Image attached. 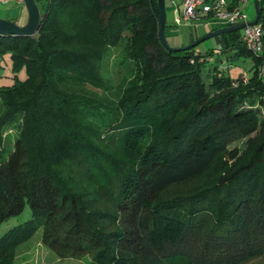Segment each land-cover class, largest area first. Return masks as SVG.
<instances>
[{
    "label": "trees",
    "instance_id": "obj_1",
    "mask_svg": "<svg viewBox=\"0 0 264 264\" xmlns=\"http://www.w3.org/2000/svg\"><path fill=\"white\" fill-rule=\"evenodd\" d=\"M35 1L34 37L0 35V58L26 74L0 87V138L18 129L0 160V224L31 212L0 238V264L38 231L61 257L94 264L264 258V55L240 31L203 52L165 49L157 0ZM121 45L112 85L101 64ZM223 54L252 57L246 82L220 69ZM212 170L207 186L172 191Z\"/></svg>",
    "mask_w": 264,
    "mask_h": 264
},
{
    "label": "rangeland",
    "instance_id": "obj_2",
    "mask_svg": "<svg viewBox=\"0 0 264 264\" xmlns=\"http://www.w3.org/2000/svg\"><path fill=\"white\" fill-rule=\"evenodd\" d=\"M177 6V4H176ZM166 8V29H165V39L169 47L173 48L176 45V40H196L197 31L202 30L203 26H206V21H194L189 24L179 25V27L174 26L175 15L174 9H169L168 0H165ZM241 10L246 16V21L251 22L255 17L254 11V0H247L245 4L241 5ZM0 18L11 20L15 22L18 26H23L27 22V12L22 3L21 8H17L12 0L9 3L3 4L0 0ZM200 25V26H199ZM198 39V38H197ZM216 42L213 39L207 40L200 44L197 48L198 51H203L204 49L214 48ZM123 46L119 48L108 49L106 57L101 64V75L103 78L111 83L112 85L118 84L121 77L122 71L125 72L123 65L120 66V62L124 55ZM224 60L220 65V69L224 70L225 75L230 76L232 79H239L244 74L246 78L251 74L252 57H242L236 60H228L226 54H223ZM215 59H212L214 61ZM214 64H209L208 67ZM122 70V71H121ZM26 78L25 70L22 69L19 72H13L12 63L10 61V54H5L0 58V87L10 86L18 79L20 81ZM18 129L7 127L1 130L0 138V160L6 157L7 154L12 150L13 144L17 138ZM256 135V133L251 134L248 138L243 139L240 142L232 144L229 149L234 147L239 148L242 152L245 149L244 143ZM223 161L231 163L226 156L223 157ZM216 173L214 170L205 174L197 180H193L189 183L181 185L179 188L172 191L178 193H185L187 190L193 191L195 188H202L207 186L215 177ZM165 197L164 193L161 195ZM31 218V212L29 206L26 204L24 210L17 216L11 217L8 220L0 224V238L13 227L22 224ZM14 264H94L90 255H82L80 257L67 255L66 257H61L54 250H52L47 244H44L41 239V231H38L28 242L20 245L16 250V257ZM243 264H264V258L259 257Z\"/></svg>",
    "mask_w": 264,
    "mask_h": 264
},
{
    "label": "built area",
    "instance_id": "obj_3",
    "mask_svg": "<svg viewBox=\"0 0 264 264\" xmlns=\"http://www.w3.org/2000/svg\"><path fill=\"white\" fill-rule=\"evenodd\" d=\"M3 4L9 0H1ZM22 3V0H16ZM170 6L175 10V24L206 21L205 25L212 28H224L242 23H247L246 16L241 10V5L247 0H169ZM177 4V6H176ZM171 9V10H172ZM240 41L247 51L253 55H264V30L261 24L246 26L240 30ZM259 76L264 78V65L259 67ZM244 82L246 75L242 76Z\"/></svg>",
    "mask_w": 264,
    "mask_h": 264
},
{
    "label": "water",
    "instance_id": "obj_4",
    "mask_svg": "<svg viewBox=\"0 0 264 264\" xmlns=\"http://www.w3.org/2000/svg\"><path fill=\"white\" fill-rule=\"evenodd\" d=\"M260 0H254L255 17L253 21L233 25L229 27L220 28L214 31H210L205 35L194 40L192 43L187 44L184 47H169L166 42L164 33L166 26V8L165 0H157V12H158V38L162 46L172 52L187 51L198 47L203 42L214 39L223 34L233 33L240 31L246 26H255L259 23L262 16V6L259 3ZM22 3L27 12V22L23 26H18L16 23L0 18V35H18L24 37H34L38 31L41 14L35 0H22Z\"/></svg>",
    "mask_w": 264,
    "mask_h": 264
},
{
    "label": "crops",
    "instance_id": "obj_5",
    "mask_svg": "<svg viewBox=\"0 0 264 264\" xmlns=\"http://www.w3.org/2000/svg\"><path fill=\"white\" fill-rule=\"evenodd\" d=\"M13 2H14V4H15V6L17 7V8H21V6H22V3H17L16 2V0H12ZM169 1V0H168ZM169 3V2H168ZM169 9H172L171 8V6H170V3H169ZM205 21V20H204ZM183 24H189V23H181V25H183ZM174 26H176V27H179V25H176L175 24V21H174ZM200 26V25H199ZM213 26V25H212ZM211 26V27H212ZM211 27H208V26H203L202 27V30L201 29H199L198 31H197V36L194 38V39H196V38H199V37H201V36H203V35H205L206 33H208V32H210L211 30ZM193 40V39H192ZM192 40H190V39H188V40H185V39H178V40H176V45L177 46H175V47H184V46H186L187 44H189ZM205 50V49H204ZM203 50V51H204ZM203 51H201V52H203Z\"/></svg>",
    "mask_w": 264,
    "mask_h": 264
}]
</instances>
